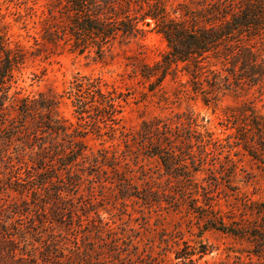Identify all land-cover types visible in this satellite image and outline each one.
I'll return each instance as SVG.
<instances>
[{"label":"trees","instance_id":"16d2710c","mask_svg":"<svg viewBox=\"0 0 264 264\" xmlns=\"http://www.w3.org/2000/svg\"><path fill=\"white\" fill-rule=\"evenodd\" d=\"M167 4L48 0L38 21L40 41L101 59L149 23L167 50L154 65L138 67L144 79L159 84L183 64L182 70L190 69L191 92L213 107L226 91L264 90V0H209L193 9L180 4L173 16ZM10 44L0 33V264H140L130 250L133 237L101 216L97 205L107 196L120 205L135 199L148 207L163 196L170 206L185 204L203 230L244 241L255 258L251 263L264 264V202L246 201L245 211L235 214L222 212L216 200L222 181L236 173L232 147L264 173V115L250 102L225 108L235 146L221 144L188 111L183 122L155 118L122 133L126 150L118 155L105 148L93 153L85 134L101 126L113 131L123 100L102 79L76 76L65 92L77 119L73 125L58 115L61 95L10 93L26 60L23 47ZM140 156L158 163L157 175L171 183L166 189L155 185ZM201 174L205 181H198ZM192 255L174 252L191 264Z\"/></svg>","mask_w":264,"mask_h":264},{"label":"rangeland","instance_id":"374dc122","mask_svg":"<svg viewBox=\"0 0 264 264\" xmlns=\"http://www.w3.org/2000/svg\"><path fill=\"white\" fill-rule=\"evenodd\" d=\"M47 1L0 0V33L5 34L11 46L17 43L26 52V60L15 73L16 82L10 93L16 92L23 97H36L39 93L61 95L58 115L76 125V116L65 95L69 83L76 76L102 79L124 102H120L122 111L113 131L101 126L99 132L90 130L85 134L86 146L93 153L105 148L118 155L126 150L122 133H134L143 121L155 118L172 124L183 122L188 111H192L198 124L212 132L221 144L235 146L232 130L225 126V108L250 102L257 113L264 115V90L259 92L256 87L226 91L215 107L205 106L199 95L191 92L188 84L190 69L182 70L183 64H178L177 69L165 75L159 84L155 78L146 80L141 77L138 67L154 65L167 50L165 41L149 23L135 38L121 43L117 41L101 59L93 53L78 54L68 50V46L53 48L43 45L38 21L45 12ZM202 2L209 0H168L167 10L173 16L172 12L180 4L193 9ZM209 62L214 63L211 59ZM219 68V65L212 67ZM151 83L154 85L150 89ZM230 151L236 162V173L229 181H222L221 193L216 200L222 212L238 214L245 211L243 204L246 201L264 202V173L239 148L232 147ZM139 160L159 189H166L171 184L166 177L157 175L161 170L154 159L140 156ZM205 176L198 175V181L202 178L205 181ZM170 191L172 194L175 191L173 181ZM160 199L147 207L135 199L120 205L119 201L107 196L97 205L101 216L117 228V232L122 233L124 229L133 237L136 244L130 250L138 254L140 264H191L187 258L175 259L176 251L182 255L192 252L193 264H252L251 261H255L244 241L219 231L203 230L202 221L189 213L185 204L173 207L168 198L163 196ZM203 249L206 252L200 256L199 251Z\"/></svg>","mask_w":264,"mask_h":264},{"label":"water","instance_id":"95a60500","mask_svg":"<svg viewBox=\"0 0 264 264\" xmlns=\"http://www.w3.org/2000/svg\"><path fill=\"white\" fill-rule=\"evenodd\" d=\"M148 25V24H147Z\"/></svg>","mask_w":264,"mask_h":264}]
</instances>
